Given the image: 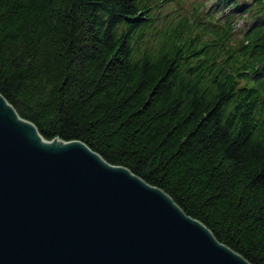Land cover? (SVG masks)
<instances>
[{
  "label": "trees",
  "instance_id": "1",
  "mask_svg": "<svg viewBox=\"0 0 264 264\" xmlns=\"http://www.w3.org/2000/svg\"><path fill=\"white\" fill-rule=\"evenodd\" d=\"M0 93L264 264V0H0Z\"/></svg>",
  "mask_w": 264,
  "mask_h": 264
},
{
  "label": "water",
  "instance_id": "2",
  "mask_svg": "<svg viewBox=\"0 0 264 264\" xmlns=\"http://www.w3.org/2000/svg\"><path fill=\"white\" fill-rule=\"evenodd\" d=\"M0 264H252L161 188L46 139L0 93Z\"/></svg>",
  "mask_w": 264,
  "mask_h": 264
},
{
  "label": "rangeland",
  "instance_id": "3",
  "mask_svg": "<svg viewBox=\"0 0 264 264\" xmlns=\"http://www.w3.org/2000/svg\"><path fill=\"white\" fill-rule=\"evenodd\" d=\"M206 5L209 7V4H208V3H207ZM242 25H243V24H242V21H241V20L236 24L237 27H241V28L243 27ZM239 35H240V34H236L235 36H236V37H239Z\"/></svg>",
  "mask_w": 264,
  "mask_h": 264
}]
</instances>
